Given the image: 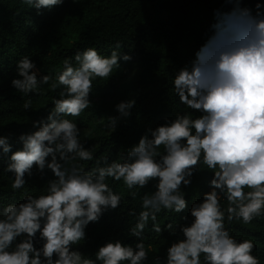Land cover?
Masks as SVG:
<instances>
[{
    "label": "clouds",
    "instance_id": "obj_1",
    "mask_svg": "<svg viewBox=\"0 0 264 264\" xmlns=\"http://www.w3.org/2000/svg\"><path fill=\"white\" fill-rule=\"evenodd\" d=\"M22 3L40 14L63 0ZM225 3L232 8L214 11L211 35L190 65L172 79L179 102L200 115L177 113L163 125L147 129L119 159H110V154L94 157L93 147L85 148L80 140L78 124L65 117H79L93 107L89 99L93 81H108L120 60L131 59L122 54L121 42L107 56L94 47L77 50L62 61L54 79L39 76L40 69L29 56L18 60L20 78L11 86L27 97L25 111L33 104L29 93L38 95L42 85L62 90L53 98L46 120L33 122L36 130L18 137L21 150L13 152L8 138L0 136V156L11 152L4 171L14 174L13 190L25 186L33 166L42 179L46 171L54 177L40 195L0 207V264H147L144 233L150 221L158 234L167 230L176 235L178 227L183 237L168 247L166 261L155 256L151 264H260L252 254L254 240L238 242L226 221L250 224L264 217V13L259 4L253 14L240 7V0ZM135 106V99L115 104L119 115L106 118L105 127L114 132L118 120L129 118ZM92 161L95 166L87 170L79 163ZM201 165L212 174L210 191L192 203L190 223L182 217L185 224L172 222L162 229L158 214L181 213L188 207L181 188L191 184ZM109 179L122 182L132 199L155 181V190L140 197L139 213L134 208L127 213L135 220L129 229L135 241L110 240L94 254L73 250L85 242L90 223L120 207L124 197L109 186Z\"/></svg>",
    "mask_w": 264,
    "mask_h": 264
},
{
    "label": "trees",
    "instance_id": "obj_2",
    "mask_svg": "<svg viewBox=\"0 0 264 264\" xmlns=\"http://www.w3.org/2000/svg\"><path fill=\"white\" fill-rule=\"evenodd\" d=\"M257 4L260 5L259 11L264 13V0H240V7L250 9L253 14L258 10ZM232 6L225 0H63L61 5L51 10L41 9L37 14L36 9L29 8L22 0H0V136L8 138L13 152L21 150L18 137L35 131L33 122L46 120L48 110L53 107V98H59L58 93L62 90L52 91L49 85H42L38 95L29 93L33 104L25 111L22 105L27 97L11 86L13 79L20 78L16 68L20 58L29 56L40 69L39 76L50 75L54 79L62 61L72 57L77 50L94 47L106 56L118 41L122 43V54L137 57L139 62L132 98L136 106L129 118L118 120L114 132L108 129L94 138L91 146L94 157L110 154V159H119L128 148L138 143L147 129L163 125L165 120L174 119L177 113H191L194 118L199 116V112L179 102L172 79L181 68L190 65L195 53L211 35L214 11H228ZM121 74L118 72L116 77L113 74L106 81L109 94L117 84L115 78H120ZM10 155L11 152L0 156V207L21 203L28 195H40L47 181L54 178L46 171L42 179L33 166L32 176H25V186L13 190L14 174L4 171ZM79 163H83L86 170L95 166V161ZM208 171L201 165L200 171L191 177V184L181 188L188 202L183 212L162 211L158 214L157 223L162 229L172 222L185 224L182 217H188L187 223L191 222L189 209L192 203L200 202L210 191L208 182L212 174ZM107 182L115 192L123 195L121 205L105 213L98 222L90 223L85 230V242L74 246L73 250L94 254L98 247L110 240L119 239L125 244L135 241L129 235L135 220L127 213L133 208L139 213L140 197L155 190V181L140 189L136 199L128 195L122 182L111 179ZM221 207H226L223 199ZM226 227L231 229L230 235L238 242L253 239L255 248L252 254L264 264V217L250 224L240 220L230 224L226 221ZM144 235L149 253L147 264H151L155 256L166 261L168 247L183 238L178 227L176 235H170L167 230L160 234L152 231L151 221ZM35 246L39 248L40 242L37 241Z\"/></svg>",
    "mask_w": 264,
    "mask_h": 264
},
{
    "label": "rangeland",
    "instance_id": "obj_3",
    "mask_svg": "<svg viewBox=\"0 0 264 264\" xmlns=\"http://www.w3.org/2000/svg\"><path fill=\"white\" fill-rule=\"evenodd\" d=\"M118 63L119 68L113 74L115 77L118 72L122 74L120 78H115L117 84L112 93L109 94L107 91L106 81L96 79L93 92L89 97L93 107L86 109L79 117H67L76 122L81 129L80 140L82 143L84 142L85 148H90L94 144V138L109 129L105 127L107 124L106 118L119 115L115 111V104L122 100L133 98L134 79L139 69L137 57Z\"/></svg>",
    "mask_w": 264,
    "mask_h": 264
}]
</instances>
